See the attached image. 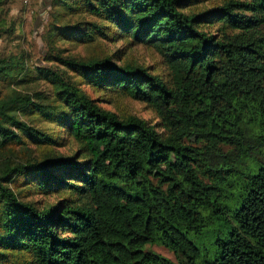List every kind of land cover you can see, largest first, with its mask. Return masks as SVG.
I'll list each match as a JSON object with an SVG mask.
<instances>
[{
    "label": "trees",
    "instance_id": "obj_1",
    "mask_svg": "<svg viewBox=\"0 0 264 264\" xmlns=\"http://www.w3.org/2000/svg\"><path fill=\"white\" fill-rule=\"evenodd\" d=\"M205 1L50 0L46 64L0 55V264H264V0ZM58 39L142 44L166 74L120 50L63 55ZM84 86L144 102L157 122ZM37 193L58 198L26 199ZM214 219L229 230L209 255L189 234Z\"/></svg>",
    "mask_w": 264,
    "mask_h": 264
},
{
    "label": "rangeland",
    "instance_id": "obj_2",
    "mask_svg": "<svg viewBox=\"0 0 264 264\" xmlns=\"http://www.w3.org/2000/svg\"><path fill=\"white\" fill-rule=\"evenodd\" d=\"M6 8L8 14L3 20L0 19V26L12 25L13 32L10 34L0 35V55H5L8 53L24 52L30 62L37 63V65H45L46 63L42 60L43 55L46 50L44 42L42 40V32L45 23L48 21V4L50 0H5ZM221 0H207L204 3L198 5V8L202 6H210L212 3H220ZM1 18V17H0ZM78 20V18H73V21ZM60 51L63 55H72L75 57L84 58L90 54L95 55H105L107 53H112L113 51L120 50L121 60H129L132 62H137L149 69L150 72L158 73L161 75L166 74L165 65L160 58V56L155 52L154 49L144 46L142 44L138 45H127L125 42H107L101 41L100 44L94 45V47H86L78 42L69 41L66 39H58L56 41ZM47 66H52L63 70V66L57 61L53 60ZM73 79V78H72ZM33 87L42 92L48 93L49 87L42 83H34ZM84 89L92 98H96L98 102L105 108L111 109L118 112V110H126L137 116L146 119L150 124L157 122V118L154 112L149 108V106L144 102H139L130 98H122L115 100V97L109 96L108 93L104 91H95L90 86H84ZM30 92V90H24ZM59 139V144L57 146V151L63 154H71L76 149V145L73 140L65 134L64 131L56 129L55 132ZM196 138L189 137L190 142H195ZM58 196L55 195H44V194H32L26 199L29 201H39L41 204L55 201ZM226 204L232 206L234 202L226 199ZM227 222L222 219H214L213 223L207 229L208 235L203 233L201 237L196 238L192 234L189 237L202 247L203 252H207L212 255L214 246L210 243V240L215 239L216 236H221L225 238L228 235V228L224 224ZM150 249L168 259L172 262H176L177 259L172 251H169L160 245L147 246Z\"/></svg>",
    "mask_w": 264,
    "mask_h": 264
}]
</instances>
